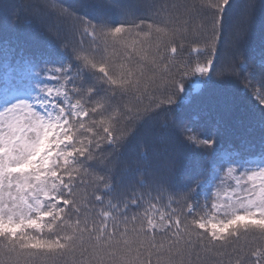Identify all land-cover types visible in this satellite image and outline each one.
I'll return each instance as SVG.
<instances>
[{
	"label": "snow or ice",
	"instance_id": "1",
	"mask_svg": "<svg viewBox=\"0 0 264 264\" xmlns=\"http://www.w3.org/2000/svg\"><path fill=\"white\" fill-rule=\"evenodd\" d=\"M38 7L50 19L69 15L57 0ZM84 7L100 12L75 17L82 40L70 57L17 61L0 42V264H264V165L210 162L176 194L178 155L151 169L123 153L188 76L211 78L231 0L122 6L120 23L103 3ZM254 8L244 0L239 17ZM141 9L154 19L145 24ZM186 44L206 58L183 60ZM160 83L171 92L157 101ZM257 85L264 89V74ZM256 94L264 109V92ZM181 135L215 149V138L194 129Z\"/></svg>",
	"mask_w": 264,
	"mask_h": 264
},
{
	"label": "trees",
	"instance_id": "2",
	"mask_svg": "<svg viewBox=\"0 0 264 264\" xmlns=\"http://www.w3.org/2000/svg\"><path fill=\"white\" fill-rule=\"evenodd\" d=\"M152 2L153 0H57L69 14L66 19L58 21L48 18L38 7L45 0H0V42L7 43L17 61L51 52L70 57L73 47L79 46L82 40L74 29L75 17L82 15L84 11L93 16L100 12L99 9L85 8L84 5L103 3L106 6L104 13L120 23L126 19L122 6H139ZM186 2L198 6L201 0ZM243 2L244 0H231L211 78L188 76L184 81V92L178 94V98L173 97V104L164 103L151 109L152 119L123 149L125 158H143L151 169L160 168L167 160L178 155L182 167L172 180L173 193L182 192L184 184L193 177H199L201 170L208 167L210 162L246 157L249 160L247 167L264 165V155L261 153L264 143V109L256 94L264 92L257 85L261 74H264V57L261 55L264 49V0H250L255 8L247 20L238 15ZM136 14L144 18L145 24L154 19L143 9ZM240 31H245L246 37L241 38ZM83 40L87 47L90 38L83 37ZM193 46L185 45L182 59L194 64L196 60L206 57L202 50L199 53L193 52ZM217 71H224L225 74L218 77L215 75ZM198 82H201L200 87L195 89ZM170 92V86L160 83L155 89L154 98L159 101ZM144 103L147 105L149 100L145 99ZM172 122H175L174 126L160 135V129ZM184 128L215 138V149L202 150L185 143L184 136L181 135ZM190 134L191 132L184 133ZM229 183L234 184V181ZM164 203H167V198ZM211 203L210 199L207 202L208 209ZM200 204L204 205L205 201L201 199ZM172 207L177 205L173 203Z\"/></svg>",
	"mask_w": 264,
	"mask_h": 264
},
{
	"label": "rangeland",
	"instance_id": "3",
	"mask_svg": "<svg viewBox=\"0 0 264 264\" xmlns=\"http://www.w3.org/2000/svg\"><path fill=\"white\" fill-rule=\"evenodd\" d=\"M196 85H197V84H196ZM196 85H195V89L197 88Z\"/></svg>",
	"mask_w": 264,
	"mask_h": 264
}]
</instances>
